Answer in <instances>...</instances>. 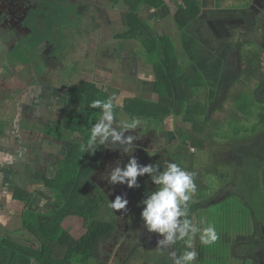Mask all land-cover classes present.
I'll return each instance as SVG.
<instances>
[{"label": "trees", "instance_id": "obj_1", "mask_svg": "<svg viewBox=\"0 0 264 264\" xmlns=\"http://www.w3.org/2000/svg\"><path fill=\"white\" fill-rule=\"evenodd\" d=\"M61 1L52 3L57 19L52 22L46 20L45 23V20L37 18V22H41L39 28L43 26L45 34L55 40L65 38L64 42L49 40V43L57 51L51 56H56L61 68L64 65L62 72L67 76L74 73L79 65L78 61L72 65L76 41V48H80L91 35V31L83 27L84 18L91 15L86 14L85 9L81 14L77 13L79 1L89 0H69L67 9L62 7ZM111 1L113 8L120 2ZM253 1L233 0L229 6L238 11L245 10L252 6ZM224 2L125 0L127 27L119 37V41H123L120 45L129 51L130 56H139L144 64L151 66L154 74L152 94L157 98L136 95L126 99L123 106L118 104L115 114L118 117L123 113L129 120L135 117L140 122L153 121L157 127L155 131L169 118L181 120L190 127L188 130L183 127L176 129L179 144H173L170 150L165 147L156 151L153 158L146 155V159L145 156L139 159V164H157L163 171L167 163L172 162L191 172L195 152L209 150L216 167L204 169L205 176L216 177L231 198L253 216V232L235 240L227 238L234 254L239 249L243 255L233 257L247 264H264V50L247 48L248 45L257 47L253 42L218 40L207 35L203 12L224 10ZM169 3L175 7L172 21L179 30L178 41L172 35L156 31L149 19L140 14L142 11L161 10ZM36 9L32 11H36L35 15L43 13ZM72 13L82 23L72 31L79 37L74 41L68 40L65 34L67 30H72L67 20ZM35 21L34 24L37 23ZM46 41L41 50L48 49L50 52L51 47ZM41 43L43 40L34 47ZM235 51L238 54L236 63L233 57ZM36 86L44 89L40 81L36 82ZM66 96L68 110L62 126L69 133L64 130V136L55 125L50 128L52 135H47L57 142L71 144L69 155L62 158L57 171L52 177L44 178L43 188L54 201L47 204L45 213L25 207L22 210L20 231L34 237L37 246H26L0 234V264H103L105 261L100 246L115 234L117 215L110 207L106 192L94 178L106 157L104 147L101 145L93 154L90 150L86 151L85 146L91 126L100 117V109L90 108L89 105L94 100H106L113 96L89 81L71 85ZM72 114L74 126L70 125ZM251 119L253 123L247 127L245 121ZM191 148L195 149L194 153ZM213 148L216 149L212 151ZM143 160L147 161L144 163ZM138 184L139 188L124 186L133 199L132 219L143 226L140 202L151 194L153 186L147 175L138 177ZM20 193L22 195H17L16 199L25 204L29 202L28 193ZM68 217L83 219L87 229L84 236L76 239L63 227ZM188 219L192 222L191 214ZM186 240H177L170 245L172 253H175L173 256L167 247L151 245L141 235L130 256L121 264H174L175 258L184 251H192V248L186 247ZM209 250L208 246L197 245V261L203 262Z\"/></svg>", "mask_w": 264, "mask_h": 264}, {"label": "rangeland", "instance_id": "obj_2", "mask_svg": "<svg viewBox=\"0 0 264 264\" xmlns=\"http://www.w3.org/2000/svg\"><path fill=\"white\" fill-rule=\"evenodd\" d=\"M54 2L58 3L59 0H38V3L41 7L36 10H38V12L42 11L43 13L35 15V11V13H32V16L34 15L32 19L34 20L35 18H38L40 21L45 19V23L46 20L52 22L54 19H57L58 16L53 13L54 9L52 3L54 4ZM67 2H69V0H62L60 4H62L63 8L67 9ZM231 2H233V0H225L223 4L224 10L209 9L203 12L202 19L206 22L207 35L218 40L253 42L257 47L248 45L247 48L256 51L260 49L264 50V0H254L252 6L249 9L239 11L232 9L229 6ZM171 3H169V6H166L165 8L155 12L156 16L153 18V25L154 28H156V31L163 34L172 35L174 39L178 41L177 36L179 30L172 21V15L175 11V7H172ZM86 14H90V12L87 11ZM89 19L90 17L84 18V28H88ZM103 33L106 35L107 32L104 31ZM37 43L38 41L35 43V45ZM31 54L32 53H30L29 55ZM101 55L94 57V59H102ZM119 57L120 59H123L124 52H120ZM233 57L234 63H236L238 60L237 51L233 53ZM89 58L90 56L82 54V57L80 59L84 61ZM128 61L132 62L128 63ZM114 62L115 61H113L112 63ZM139 63H141V65ZM139 63L135 59L129 60L126 56V63L123 68L121 64L117 65L118 70H116L117 72L114 71V73H111L112 69H106L107 73L111 74V76L104 78H97V76H95V72V74H93L95 76L93 77L94 80H92L93 82L91 83L97 87L99 86V88L101 87V89H105L106 91H108L114 97L115 101L118 102L119 105L123 106L125 103V99L133 98L136 95L141 94V78L137 74L141 73L142 75V72L147 71L145 68H143V62L141 60H139ZM48 64L50 70L54 71L50 74L56 75L58 69H56L54 63L48 62ZM118 66L125 72L119 71ZM60 74H64L66 76L65 73L60 72ZM70 74L72 73L67 74V76L70 77ZM43 77L44 79L47 78V76ZM131 77H133L134 80H132ZM145 78L148 79L150 78V76H145ZM29 79H35L38 81L39 74L36 72L30 73ZM69 80L71 79L69 78ZM95 82L98 84H96ZM58 86L60 87L59 89L65 90V88H63V83ZM91 89L95 91L94 88ZM156 98L157 97H155L154 99ZM53 103V110L55 109L57 113H61L59 115L63 116V102H59L56 100L53 101ZM43 104L45 105L47 103L46 100L42 99L38 101L37 105L34 107H42ZM72 112L75 111L72 110ZM71 116L72 121H70V125L74 126V115L72 114ZM116 120L128 121L129 118L122 113L118 117H116ZM252 123L253 119L245 121L247 127H251ZM57 126L59 127V131H62L64 135V127L60 126V124H58ZM182 127L186 130L190 128L189 126L183 124L181 120H174L173 118H169L160 128L157 129V131H155L157 127L153 121H142L140 122V125L135 132L125 133V135H136L139 137L134 142L135 150L132 155L138 160V163H140L139 159L144 156V158L146 159V155H149L153 158L156 154V151L163 150V148L165 147L169 148L170 150V147L173 144H179L176 129ZM50 128L51 127H47L45 130L47 135H52L50 132ZM65 131L69 133L67 130ZM39 138L41 139V137ZM60 138L62 137L60 136ZM39 144L40 148L37 146L34 153V156L39 157V160H37V162L35 163H31L30 161L27 163L25 161L26 159H24V164L28 166L26 170V176L28 177V184L26 187L28 189L26 190V192L28 193L27 197L29 202H27L26 204L20 203L13 208L12 206H8L6 203H3V216L7 217L6 215L7 213H9L8 209L14 210V208V212H18V216L14 214L15 217L13 221L9 222L11 224L4 223V225H2L0 222V234H5L10 239H19L21 241V244L34 247L37 246V242L34 237L23 231L15 232V234L10 235L9 231L11 229L13 230L14 228L21 229V213L24 207L33 211H42L44 213L47 211V204L53 202L54 199L49 196L47 190L43 188V185L46 181L42 179V176L46 175V177H52V172L57 171L58 165L61 164L63 160L62 158L66 157L65 155L69 154L71 147L70 143H67L64 148L62 146L52 145L48 142L47 144H45L44 142H39ZM206 145L207 144H205V146ZM111 147L115 148L117 147V145H112ZM41 148H44V150H42L43 152L39 154L38 150ZM193 149L194 148H191L192 153H194ZM215 149L216 148H213L212 151H214ZM103 150L105 151L106 155L109 152L113 156H116L109 157L108 159H106L107 157L104 158V162L106 160L107 162H105V164L107 163L106 165L108 166V168H106V171H111V168H114L116 166L117 161H120V166L123 167L128 163V160L130 159L129 155H131V153L127 155L123 154L119 150H112L111 148L106 147H104ZM45 152L47 154H45ZM195 155L196 156L194 157L193 170L190 173H194L193 179L196 184V192L193 194L192 200L189 202V216L190 214L192 215L193 226L200 229L201 231L196 232L193 236L194 240L192 242V251H196L197 245H201V247L208 246L210 250L209 253L205 256L203 262H199L197 261V259L194 264H247L243 260L233 257L234 255H243L240 253L241 250L239 249H236L237 253L234 254L227 241V238L235 240L241 235H246L253 232V216L243 205H241L234 198H231V196L227 193V190L216 180V177L205 176L204 169H213L216 167V163L214 161H211L209 150H205L204 152L196 151ZM146 161L147 160H143L144 163ZM103 163L102 165H104ZM53 165L56 166L54 169L52 167ZM101 166L98 169V172L100 171ZM47 171L49 173L45 174V172ZM104 174L103 172L99 173V177L97 178V180L102 184L101 187L104 189V191H106L109 202H113L116 196H122L128 201L126 210H115L117 215V229L115 234L112 238L103 241L100 246L105 260L103 264H121L122 260H127V258L130 256L133 245L140 241L141 235H143V237L146 238L147 241L151 243V245L156 246H158V241L160 239H163V237L155 233H149L142 225H137L134 222V220L132 219L133 199L127 192L126 186L110 185L106 179L108 173ZM152 186L153 192L155 191L157 186L153 183ZM106 188L108 190H106ZM114 194L116 196H113ZM17 195L21 196L22 194L20 193V191H18ZM1 211L2 210L0 208V213ZM1 217L2 216L0 214V219ZM6 219L8 222L10 220V217L8 216ZM210 225L215 227L218 239L214 243L204 245L201 243L200 236L202 234V230ZM63 227L76 239L81 238L87 232V229L84 226L83 219L79 217H68L64 221ZM196 235H198L199 237H196ZM165 247H167V250L172 254L170 245Z\"/></svg>", "mask_w": 264, "mask_h": 264}, {"label": "crops", "instance_id": "obj_3", "mask_svg": "<svg viewBox=\"0 0 264 264\" xmlns=\"http://www.w3.org/2000/svg\"><path fill=\"white\" fill-rule=\"evenodd\" d=\"M83 3L89 5V7L91 8L89 9V16L91 15V17L88 23V29L91 31V35L87 39V41L83 42V45H81V47L79 48V61L81 62V65L80 68L77 69V71L81 73V75L74 76L70 81H65L62 79V82L64 84L63 88H65V99H67L66 91L70 89V86L72 84L77 85L81 81H89L91 83L93 82L92 80H94L93 77L95 76H97V78L110 77L111 74L107 73L106 69H112L111 73H114V71L118 70L117 65L121 64L123 68L126 63V56L129 60L135 59L138 63L139 60L143 61L142 58H140L139 56H130L129 51H127L124 46L122 49V46L120 45L123 41H119V37L126 32L127 27L125 0H120L119 4L114 8L110 7L98 11L97 5L100 4V0H89L88 2ZM155 12L156 11L140 12L142 17H144L145 19H149L153 28V18L156 16ZM154 29L156 30V28ZM104 31L107 32L106 35L103 33ZM120 52H124L123 59H120L119 57ZM82 54H89V59H91L92 63H87L86 61H88V59L82 61L80 59L82 57ZM99 55H101L102 59H94V57ZM113 61L115 62L112 63ZM129 62L132 61H128V63ZM139 64L141 65V63ZM142 64L143 68H145L147 72H142V75L141 73L137 74L141 78L140 88L142 89V91L140 96L145 98H155V96H153L152 94V87L154 82L153 70H151V66H148L144 63ZM1 68L0 208L2 211L0 214L2 217L0 219V222L2 225H4V223L11 224L9 222L13 221L15 215L18 216V212H14L15 208L14 210L8 209L9 213H7L6 216H9L10 220L7 222V217L3 216V203H6L8 206H12V208L20 203L22 204L23 202L16 199L17 193L19 190L26 192V190L28 189L26 187L28 184V177L26 176V170L28 166L24 164V159H26L25 161L27 163L29 161L31 163H35L37 162V160H39V157L34 156V153L36 147L40 146L39 142H44L45 144H47L48 142V136L45 130L47 127H50V122H48L47 118L49 116L54 115V119H56L58 124L62 126V123L64 122L67 115L68 104L66 101H59L63 102L64 106V109H62L63 116L59 115L61 113H57L55 109L53 110V101H56V98L53 99V96L49 93L48 94L50 96H43V92L41 91L40 86H36V81H32L33 79H29V74L31 73V71L24 70L23 66H19V64L14 67L13 72L11 74H7L3 66ZM119 71L125 72L123 69L121 70L120 67ZM93 74H95V76ZM145 76H150V78L147 79L145 78ZM42 99L46 100L47 104H43L42 107H34L37 105V102ZM34 113L40 115L41 117H45H43V120L36 119L33 116ZM39 137H41V139ZM67 143V141H56L55 145L62 146L64 148ZM42 150H44V148L38 150L39 154L43 152ZM68 155L65 156L67 157ZM6 156L13 157V162H7L5 159ZM52 167L53 169L55 168L54 165ZM46 173L48 174L49 172L47 171L45 172V174ZM45 176L46 175H43L42 179H44ZM20 230L21 229L14 228L13 230L11 229L9 232L10 235H12L15 234V232H21ZM16 241L21 242L19 239H16Z\"/></svg>", "mask_w": 264, "mask_h": 264}, {"label": "clouds", "instance_id": "obj_4", "mask_svg": "<svg viewBox=\"0 0 264 264\" xmlns=\"http://www.w3.org/2000/svg\"><path fill=\"white\" fill-rule=\"evenodd\" d=\"M118 102L114 97L106 100L97 99L92 101L90 108L100 109L99 120L91 126V134L85 146L86 151L93 154L102 145L112 150H119L129 155L128 163L123 167L120 161L111 168L106 179L110 185H125L127 188H139L138 177L147 175L151 182L158 186L151 194L145 196L140 202L142 208L140 217L143 227L149 233H155L163 237L158 241V247L163 248L175 244L177 240L185 241L188 249L192 248V238L200 229L194 227L189 216V202L196 192L194 173L182 169L177 163H167L166 169L161 171L157 164L141 165L132 155L135 150L136 135H125L135 132L140 125L139 118L128 121H117L115 108ZM112 145H117L113 148ZM195 151V149H193ZM6 161L13 162V157L6 156ZM128 201L122 196H116L110 203V207L116 211L126 210ZM218 239L214 226L205 227L200 236L201 243L209 245ZM171 255L175 256V253ZM196 251H184L176 257L174 264H194L197 260Z\"/></svg>", "mask_w": 264, "mask_h": 264}, {"label": "flooded vegetation", "instance_id": "obj_5", "mask_svg": "<svg viewBox=\"0 0 264 264\" xmlns=\"http://www.w3.org/2000/svg\"><path fill=\"white\" fill-rule=\"evenodd\" d=\"M34 1L0 0V68L3 66L7 74H11L13 72L14 67L19 64V66H23L24 70L31 71V73L34 72L38 73L39 74L38 81H40L41 85L44 87V89L41 90L43 92L42 93L43 96H50L49 94H51L53 96V99L56 98L55 100L57 101L67 102V99H65L64 96L65 91L59 89L60 87L58 85H61L63 83L62 79L65 81H70L69 78L72 79L74 76L81 75V73L75 70L74 73L70 74V77H67L64 74H60V72H62L64 69V65L61 68V65L57 60L56 56H51L55 54L57 51L53 49L55 48V46L50 44L49 42L53 40L64 42L65 38L63 39L59 38L55 40L52 36L45 34L44 29H42L43 26L41 27V29L39 28L41 22L38 23L37 18H35L34 20L32 19L30 21V17L31 18L34 17V15L32 16L33 9L35 8L38 9L39 7H41L40 4L38 3V0H34ZM110 7L113 8L111 0H100V4L97 5V11L104 10ZM82 9L89 11V9L91 8L89 7V5H86L82 1H79L77 13L81 14L83 12ZM78 19H79L78 16L73 13L70 14V16L67 19L68 23L70 24L68 25L72 27V30H67L65 34L69 38L68 40L70 41H74L77 38H79L77 37L78 34L76 35V33H72V31L76 29L75 27L79 26V24L81 23L77 21ZM34 21L37 23L34 24ZM72 36H74L75 38H72ZM40 40H43V43H41L38 47L35 48L34 47L35 43ZM45 41L49 43L47 46L51 47L50 52L48 49H46L45 51L41 50L44 46ZM77 43L78 40L76 41L75 46L73 48L74 55L72 57L74 58V60H72V65H76L78 61L79 62L78 68H80L81 62L79 61V56H80L78 50L79 47L76 48ZM65 51L66 49L64 50V52ZM30 53L32 54L29 55ZM86 55L89 56V54ZM48 62H53L54 65L56 66V69H58L56 75L50 74V71L51 72L54 71L50 70ZM86 62L89 64L92 63L91 59H88V61ZM43 76H47V78L44 79ZM32 81L37 82V80L35 79H33ZM33 116L36 119H42V120L44 119L43 117H45V116L41 117L36 113H34ZM54 118H55L54 115L49 116L47 118L48 122H50L49 126L51 128H53L55 125L58 124V122ZM55 142L56 140H53L52 138H50V136H48V143L55 145ZM45 154L47 153L45 152ZM106 157H107L106 159H108L109 157H116V156L115 155L113 156L108 152ZM105 162L107 161L105 160ZM105 162L104 165L101 166L100 171L97 172V174L94 177L98 184L100 183L97 180V178L99 177L98 174L102 172L103 174L110 172V171H106L107 170L106 168H108V166L106 165L107 163L105 164ZM100 185L102 184L100 183ZM106 190L108 189L106 188ZM113 196L116 195L114 194Z\"/></svg>", "mask_w": 264, "mask_h": 264}]
</instances>
